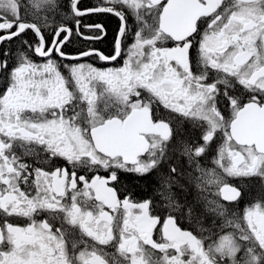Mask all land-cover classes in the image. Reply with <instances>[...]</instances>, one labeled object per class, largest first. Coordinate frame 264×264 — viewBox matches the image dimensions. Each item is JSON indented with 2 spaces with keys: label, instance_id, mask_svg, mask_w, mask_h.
I'll list each match as a JSON object with an SVG mask.
<instances>
[{
  "label": "snow or ice",
  "instance_id": "6c2138e0",
  "mask_svg": "<svg viewBox=\"0 0 264 264\" xmlns=\"http://www.w3.org/2000/svg\"><path fill=\"white\" fill-rule=\"evenodd\" d=\"M125 10L137 21L135 30L128 27ZM96 13L121 21L113 52L66 54L64 47L73 35H84V27L96 30L85 39L104 38L101 25L81 23ZM57 14L71 17L74 27L57 24ZM29 32L34 39L22 41L24 50L13 67L10 53L0 52V73L8 76L0 94V264H109L96 244L111 245L125 260L130 253L131 264H264V204L246 206L239 216L226 206L239 204L244 195L227 177L264 179V0H102L87 9L81 0L66 5L0 0V44ZM129 34L133 40L126 44ZM92 56L124 63L98 69L57 59ZM237 85L246 100L233 94ZM159 105L190 121L200 129L199 137L178 138V129L157 116ZM217 133L223 143L211 156L216 167H203ZM177 152L186 157L187 176L198 188L215 185L213 195L226 203L205 198L204 211L223 218L221 230L231 231L198 238L168 215L157 242L153 233L161 218L151 214L152 201L120 199L114 186L118 172L157 171L168 207L191 215L194 207L182 206L172 190L183 188L185 176L179 162H172ZM23 157H32V163ZM49 164L55 166L44 167ZM78 169L93 175H80ZM100 169L108 175L95 174ZM10 217L27 222L20 225ZM65 225L78 229L81 239H73L74 231ZM79 244L85 248L77 252ZM151 250L163 255L154 258Z\"/></svg>",
  "mask_w": 264,
  "mask_h": 264
},
{
  "label": "flooded vegetation",
  "instance_id": "af4514ba",
  "mask_svg": "<svg viewBox=\"0 0 264 264\" xmlns=\"http://www.w3.org/2000/svg\"><path fill=\"white\" fill-rule=\"evenodd\" d=\"M29 2H30V0H21L22 5H28ZM58 2L61 5L67 4V0H58ZM101 2H102V0H81V7L84 9H87V8H91V7L96 6V5L100 4ZM66 11H67V9L62 7L61 12H66ZM125 11H126V15L128 17V27L130 29L135 30L138 26L137 21L135 20L133 14L131 12H129L127 10H125ZM24 13H25V9L22 7L21 14L23 15ZM27 13H28V19H29V21H31L33 19V9L28 8ZM36 14L41 16V17H43L45 15L44 12H40V13H36ZM47 15L49 16V21L51 22L52 14L47 13ZM96 15H101V16L97 17ZM108 16H112L117 21V26L115 28V31H114L112 38H110L109 40L103 41V39L108 34V30H109L108 25L111 24V21H109L107 18ZM55 22L57 24L64 23V24H67L69 27H74V21L72 20V18L68 17L67 19H65L61 14H57L55 16ZM81 23H82V25H97V24L101 25L103 27L104 38L98 39V40L85 39L84 36L94 35L96 30L84 27L82 30L84 35H82V36L73 35L71 37V42L68 43L66 45V47H64L63 50L66 54H68L69 56H76L81 51L91 50V49H98L99 51L103 52L104 54H111L113 52V41H114V38L116 37V35L118 33L119 28L121 27V21L119 20L118 17H116L115 15H112V14H107V13H96V14H91V15H87V16L83 17L81 20ZM201 31H203V28L201 29ZM33 39H34L33 34L31 32H29L27 35H23L21 37V39H13V40L8 41L6 43L0 44V52L8 51L10 53V57H9V67L10 68L15 65L17 58L20 55V52L22 50H24V47L22 46V41H24V40L32 41ZM132 40H133V37L131 34H129V37H128V40L126 41V44H131ZM168 46H172L171 42H169ZM29 55H31L33 61H35L37 63L43 62V58L32 55L31 53H29ZM191 56H192L193 62L195 64V60L197 59V50L195 48L192 49ZM57 59L60 61V63L62 65L74 64V63H83L85 65L90 64L93 67H96L98 69H107L110 67H112V68L121 67V66H123V63H124V59H122V58H118L117 61L106 62V61L99 60L95 56L85 57L83 59L76 60V61L70 60V59H61L59 57H57ZM61 71L65 76L69 75L68 69L66 67H62ZM214 77H215V73L210 70V78H214ZM7 85H8L7 74L0 73V94H2L4 92ZM99 90L100 89L98 88L97 91L99 92ZM232 91H233V94L236 96H239L241 100L247 99V94H246V92L242 86L237 85V87L235 89H233ZM156 114L159 117V119H162L165 122H169L170 126L173 129H178V138H182V136L180 134L181 128H183V129L184 128L185 129H188V128L194 129L196 131V136L194 138L199 137L200 129L194 128L190 121L186 120L185 118L180 116L178 113L171 112L168 109H164L162 105H159V106H156ZM222 143H223V136L221 133H217L216 143L213 146L212 154L208 158H205L204 160H202V162H201L203 167H206V168L216 167L215 165H213L211 163V156L215 155L216 147ZM17 151L19 154L20 151H22V150H17ZM174 155H176V153ZM177 155H179L178 152H177ZM182 158L186 162V157L182 156ZM23 159H25L28 163H32V160H33L32 157H23ZM186 164H187V162H186ZM55 165L63 166V161H56ZM55 165L49 164V165H44V167L45 168L54 167ZM217 171H222V170L217 169ZM155 173H157V171H153L150 174H155ZM78 174L87 175V176L93 175L92 172H87L86 170H79V169H78ZM95 174H98L101 176H107L108 175V173L103 169H100L98 171V173H95ZM147 175H149V174H147ZM127 176H130L133 178L143 177V176H139L136 174H129V173L121 171V172H118L119 180H118V182H114V186L118 189V194H119V197L121 200H123L125 197H128L131 201L136 202V203L144 202L146 200L152 201V206L150 208L151 214L159 216L161 218V224L157 225V229L154 230V233H153V238L157 242H162L160 229L162 228V221L165 218H167L168 215H172V216L176 217L177 224L182 230H190L193 232V234L197 235L198 238H202V239L206 238L211 233L222 234L223 232L231 231L230 228H224L223 230H221V225L223 224V218L217 217L212 213H206L208 216V217H206V219L211 221L212 225L210 228H205L203 226H199V225L194 224L190 218L185 217L182 209L180 211H174L171 208H169L168 205L164 202V199L160 195L156 196V198L154 199L150 196H138L130 190H124L123 189L124 188L123 187V179H126ZM144 176H146V175H144ZM227 181L229 184L239 187L243 191V194H244L243 199L239 202V204H236V205L226 204V206L230 209V213L234 212V213H236L237 216H239V215H242L243 209L246 206H252L257 202L264 204V179H261L260 177H227ZM192 183H193L196 191L202 197L204 206L206 203L205 198L217 199V200H220L221 202H223L222 198L213 195L217 191L215 185H211V186L205 185V186H203V190H202L201 188H198L196 186V181L193 180ZM253 184L257 185L261 192L259 194L254 195V196L246 195L245 192ZM2 187H4V186L0 185V188H2ZM80 187H82V185H80ZM33 194H34V191H33ZM93 196H94V193H93ZM223 203H226V202H223ZM105 211H108L110 214H112L111 210L108 209L107 206H105ZM133 211H135V210H133ZM45 215L46 214H42L41 216L36 217V218L38 220L43 219V218H45ZM2 219H3L2 216H0V223H2ZM9 220H14V222H16L20 225H24L27 222L26 218H11L10 217ZM54 223L56 224L57 227L59 226L58 221H56ZM245 226H246V223H245ZM65 227L68 228L69 230L74 231L73 239H76L77 241H79L81 239L82 234L79 232L78 229H72L71 225H65ZM83 239L85 241H87L89 245L95 244V242L91 241L90 238H88V237H83ZM205 243L207 244L208 241L205 240ZM95 246L97 247L98 250L101 248L103 249L104 253H106L105 259H107L109 261V264H131V262H130L131 254L130 253L128 254L129 259L125 260L124 257L120 256V254L116 250V248L112 247L111 245L100 246V245L96 244ZM146 247H148V246H146ZM84 248H85L84 244H79L77 252L79 250H83ZM88 251H91V247L88 248ZM151 251H153V253H154V258H159L163 255V254L159 253L157 250H151Z\"/></svg>",
  "mask_w": 264,
  "mask_h": 264
},
{
  "label": "trees",
  "instance_id": "16d2710c",
  "mask_svg": "<svg viewBox=\"0 0 264 264\" xmlns=\"http://www.w3.org/2000/svg\"><path fill=\"white\" fill-rule=\"evenodd\" d=\"M96 16L100 17L101 15H96ZM107 18L109 21H111V24L108 25V29H109L108 34L103 39V41L112 38L115 28L117 26V21L112 16H108ZM180 134L184 139H188L190 137L194 138L196 136V131L190 128L188 129L181 128ZM172 162L173 163L179 162L178 166L185 173V176L180 178V183L183 185V188L174 186L172 190L176 194L177 200L182 206L187 205L194 207V211L191 215L187 214L182 209V211L184 212V216L190 218L193 221V223L196 225L203 226L205 228H210L212 223L211 221L206 219V217L208 216L206 214L207 212L204 211L205 206L202 197L196 191L192 183L193 180H191L187 176V173L191 170L188 168V165L186 164L182 156L177 155V153L176 155H174ZM166 170H167V166H165V169H163L162 171L166 172ZM160 176H161V172H157L155 174H149L140 178H133L127 176L126 179H123V187H124L123 189L130 190L138 196H150L155 199L156 196L160 195L163 198L160 190ZM260 192L261 191L259 190V187L253 184L248 188L245 194L248 196H252L259 194ZM164 202L167 204L165 200Z\"/></svg>",
  "mask_w": 264,
  "mask_h": 264
},
{
  "label": "bare ground",
  "instance_id": "6f19581e",
  "mask_svg": "<svg viewBox=\"0 0 264 264\" xmlns=\"http://www.w3.org/2000/svg\"><path fill=\"white\" fill-rule=\"evenodd\" d=\"M10 57V56H9ZM126 184V183H125ZM122 194V193H121ZM125 194V193H124ZM252 194V193H251ZM252 196H254V195H252ZM184 198V197H183ZM174 212V211H173ZM215 223V222H214Z\"/></svg>",
  "mask_w": 264,
  "mask_h": 264
}]
</instances>
